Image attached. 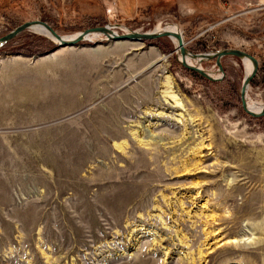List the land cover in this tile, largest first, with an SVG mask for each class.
I'll use <instances>...</instances> for the list:
<instances>
[{
	"label": "rangeland",
	"instance_id": "374dc122",
	"mask_svg": "<svg viewBox=\"0 0 264 264\" xmlns=\"http://www.w3.org/2000/svg\"><path fill=\"white\" fill-rule=\"evenodd\" d=\"M95 2L0 0V38L175 26L190 55L254 57L246 101L264 105V0H149L129 20ZM96 35L0 48V264H264V116L242 110L243 61L193 60L210 81L171 38Z\"/></svg>",
	"mask_w": 264,
	"mask_h": 264
},
{
	"label": "water",
	"instance_id": "95a60500",
	"mask_svg": "<svg viewBox=\"0 0 264 264\" xmlns=\"http://www.w3.org/2000/svg\"><path fill=\"white\" fill-rule=\"evenodd\" d=\"M34 25L45 26L56 39L61 40V41H59L60 43L57 44L60 47H74V46L80 44L81 42H83L86 39V37L92 33L103 34L108 40L114 41V42H123V41L143 42V41L154 40V39L161 38V37H169V34L167 32L150 34L148 32L142 33L139 31H131V32L126 33V34H118V33L115 34V33H113V31H111L109 28H107V26H100V27L88 28V29L82 31L81 34L79 35V37L76 38L75 40L64 41L62 39L63 36L58 35L50 27V25H48L47 23H45L43 21H30V22H26V23H23V24L17 26L11 32H9L5 36L1 37L0 38V48L4 44H6L9 41H11L12 39H14L20 33L24 32L26 30H29ZM176 38L179 42V46H178L179 48L178 49H179L180 55L184 58V56H186V54H188V52L182 46L181 36L176 35ZM228 56L229 57H235V58L240 59L242 61L244 59H247L251 62L252 66H253L252 72L249 76L244 77L243 82H242V86L240 89L241 107H242V110L247 115H249L250 117L259 118V117L264 116V109L260 113L257 114V113H254L252 111H249L247 108V103H246V92H247V89H248L253 77L256 74L257 67H258V62L254 57H252L251 55H249L246 52H243V51L237 50V49H223V50L216 51L212 54H199V55H192L191 57L193 58V60H196V58H198V57H202L203 60L215 59L216 66L218 67L219 71H222V66H221L220 60L223 57H228ZM180 63L183 67L196 72L197 74L206 78L207 80H210V81H216L217 80L215 78H212L209 74H207L202 69L195 67V66L187 65L183 60Z\"/></svg>",
	"mask_w": 264,
	"mask_h": 264
},
{
	"label": "bare ground",
	"instance_id": "6f19581e",
	"mask_svg": "<svg viewBox=\"0 0 264 264\" xmlns=\"http://www.w3.org/2000/svg\"><path fill=\"white\" fill-rule=\"evenodd\" d=\"M29 30H31L32 32H34V33H36V34H39V35H42V36H44L45 38H47V39H49L50 41H53V42H59V41H61V40H58V39H56L53 35H52V33L45 27V26H43V25H34V26H32ZM160 32H167L168 34H169V39L171 38L172 40H174V44L177 46V48H179L178 46H179V42H178V40H177V38H176V35H180L181 36V41H182V46H183V43H184V41H183V37H182V34H181V32L179 31V30H177V28L175 27V26H166L165 28H162L161 26H158L156 29H155V31H154V33H160ZM96 34H99V33H92V34H90V35H88L87 37H86V39L85 40H93L95 37H97V35ZM80 35V34H79ZM79 35H75V36H73V37H65L63 40L64 41H72V40H75L76 38H78L79 37ZM100 35H103V34H100ZM107 39V38H106ZM84 40V41H85ZM108 40V39H107ZM110 41V40H109ZM60 43V42H59ZM178 43V44H177ZM64 48H66V47H64ZM179 50V49H178ZM192 55H190L189 53L188 54H186V56H184V58L182 57V56H180V58H182V59H180L181 61L183 60L187 65H190V66H193V58L191 57ZM189 57V58H188ZM191 58V59H190ZM195 62H197V63H200V62H202V61H204L203 60V58L202 57H198V58H196V60H194ZM243 63H244V65H245V67H246V76H249L250 74H251V72H252V70H250V68H249V66L251 67V62L249 61V60H247V59H244L243 60ZM252 69H253V66H252ZM247 93V92H246ZM246 103H247V101H246ZM247 108H248V110L249 111H252V112H254V113H260L263 109H264V105L263 104H255L254 106H252V105H250L249 103L247 104Z\"/></svg>",
	"mask_w": 264,
	"mask_h": 264
},
{
	"label": "crops",
	"instance_id": "0c3cea01",
	"mask_svg": "<svg viewBox=\"0 0 264 264\" xmlns=\"http://www.w3.org/2000/svg\"><path fill=\"white\" fill-rule=\"evenodd\" d=\"M102 10L114 11L126 20L136 18L139 15L150 14L153 10L149 0H91Z\"/></svg>",
	"mask_w": 264,
	"mask_h": 264
},
{
	"label": "built area",
	"instance_id": "2783aa9c",
	"mask_svg": "<svg viewBox=\"0 0 264 264\" xmlns=\"http://www.w3.org/2000/svg\"><path fill=\"white\" fill-rule=\"evenodd\" d=\"M112 28V30H114V28L113 27H111Z\"/></svg>",
	"mask_w": 264,
	"mask_h": 264
}]
</instances>
